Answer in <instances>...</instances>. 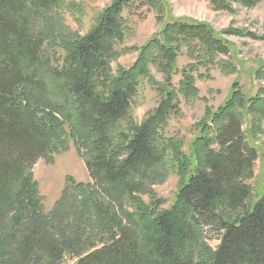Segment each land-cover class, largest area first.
I'll return each instance as SVG.
<instances>
[{"label":"trees","instance_id":"1","mask_svg":"<svg viewBox=\"0 0 264 264\" xmlns=\"http://www.w3.org/2000/svg\"><path fill=\"white\" fill-rule=\"evenodd\" d=\"M138 1L113 0L80 34L65 18L85 10L76 0H0V264H264V187L247 181L259 126L244 129L250 114L264 120V87L249 95L236 81L195 125L187 153L167 127L181 98L199 97L197 77L209 76L196 75L200 68L235 70L216 60L230 44L210 23L169 19L130 67L114 68L124 10ZM210 1L229 9L261 0ZM184 49L193 62L179 70ZM144 80L160 102L138 124L132 106ZM71 142L91 180L67 176L45 211L31 166ZM172 173L179 188L163 208L152 187ZM206 228L220 233L216 248Z\"/></svg>","mask_w":264,"mask_h":264},{"label":"rangeland","instance_id":"2","mask_svg":"<svg viewBox=\"0 0 264 264\" xmlns=\"http://www.w3.org/2000/svg\"><path fill=\"white\" fill-rule=\"evenodd\" d=\"M85 10L82 13L76 9L68 10L65 18L70 29L85 34L93 28L102 10L113 0H76ZM229 9H217L210 0H144L135 7L124 10L126 18V33L123 41L118 43L122 53L112 61V66L130 67L137 59L139 49L154 35L162 30L169 19L187 18L210 23L217 33L230 44L226 54L221 53L216 60H224L234 64L231 73L223 72L217 64H211L209 69L203 67L196 73L207 77H197L200 89L195 100H183L178 114H175L167 127L169 135H177L184 140V150L189 152V143L196 135L195 125L206 115L207 108L215 111L224 103L236 81L240 83L246 94H257L264 87V76L257 73L264 65V0L247 6L237 1L230 3ZM193 61L188 59L186 49L179 55L178 69ZM152 73L160 76L154 68ZM180 73L174 78L177 83ZM160 102V95L144 80L139 87L132 106V118L140 124ZM244 129L257 121L259 126L252 144L256 146L258 158L255 163L254 176L248 183L255 191L264 187V120L255 119L250 114ZM251 141V140H250ZM33 178L39 186L42 205L45 211L55 207L68 184L67 176H73L77 181H90L84 159L78 154L73 143L68 150L55 154L53 160L46 155L40 156L32 164ZM180 177L172 173L164 182L153 185L159 197L165 199L162 206L167 208L173 202L179 188ZM148 199V194L144 195ZM208 242L216 248L220 243V233L206 228ZM76 257H67L64 264H73Z\"/></svg>","mask_w":264,"mask_h":264}]
</instances>
